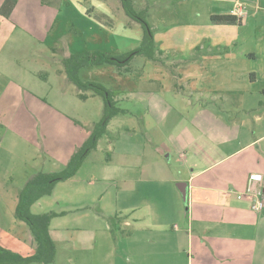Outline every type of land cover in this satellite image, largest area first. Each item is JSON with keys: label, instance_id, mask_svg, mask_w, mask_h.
I'll return each instance as SVG.
<instances>
[{"label": "crops", "instance_id": "crops-1", "mask_svg": "<svg viewBox=\"0 0 264 264\" xmlns=\"http://www.w3.org/2000/svg\"><path fill=\"white\" fill-rule=\"evenodd\" d=\"M105 1L115 12L122 7L118 0ZM19 2L0 0V23L46 43L52 16L36 20L32 0L17 16ZM132 2L152 27L157 59L140 56L117 70L122 76L112 66L111 75L119 78L104 86L119 91L127 120L112 139L111 162L93 165L88 174L80 170L32 206L33 214L59 215L49 229L57 249L54 264H264V209L257 213L249 197L238 198L253 179L264 194V0ZM239 2L247 11L242 23H212V16L231 15ZM88 15L97 18L100 29L114 30L117 20L125 33L143 30L127 14ZM133 47L134 42L121 41L113 50L122 55ZM58 73L69 85L65 67ZM88 94L83 101L69 86L58 97L64 112L80 114L91 129L104 102ZM23 102L37 106L22 94L17 72L3 77L0 115L19 114ZM137 114L142 124L135 122ZM15 121H0V245L30 256L37 244L16 209L21 190L41 169L30 155L32 144L11 131L16 125L27 139L32 126ZM111 123L119 124L118 118ZM138 130L143 138H134ZM87 138L69 140L62 151L65 162ZM53 163L47 173L61 170ZM97 183L125 189L117 187L115 194L108 187L93 188Z\"/></svg>", "mask_w": 264, "mask_h": 264}, {"label": "rangeland", "instance_id": "rangeland-1", "mask_svg": "<svg viewBox=\"0 0 264 264\" xmlns=\"http://www.w3.org/2000/svg\"><path fill=\"white\" fill-rule=\"evenodd\" d=\"M20 1L18 11L16 12L17 16L24 13L22 10L29 3L28 0ZM118 1L121 3L120 0ZM43 2L46 6L41 7L37 5V3H39L38 0H32L29 5L35 19L40 20V23L42 21L47 22V19L49 21L52 16L51 20H53L54 23L53 30L51 32L52 34L48 36L46 43L40 42L37 35L19 29L13 32L11 28L6 26L3 27L0 23V74H2L0 75V80L9 74L17 72L19 85L22 87V94L32 96L38 106L37 108L33 103L23 102L19 114L14 113L13 115L10 112L6 113V115H0V121L2 119L6 123V121L11 122L16 120L15 122L18 123V119H20L23 128H25L26 124L32 126V130L27 132V139L26 132L20 131L16 125L13 126L11 131L21 136L22 143L30 142L32 144L33 151L30 153L32 159L39 163L40 172L47 173L50 168H54L52 165L54 159H56L58 163L53 164H55L56 168L61 169L55 171H63L72 156L86 142L85 141L83 144L81 143L80 147L77 148L75 152H72L70 158L67 160L68 162H65L66 155L62 153V151H64L65 146L69 145V140L78 141L83 135L89 138L95 127L93 126L91 128L92 130L89 129L90 125L85 123L83 116L76 114L74 111L72 114H67L62 109L61 103L63 101L58 97V94L61 92H68L69 86H72L77 91V87L73 83L69 82V85L65 84L58 73L60 69L64 68L63 61L72 56V54L77 55L86 52L95 53L96 51L118 56L113 49L119 46L121 41H127L128 43L134 42L133 49L135 50L142 44L143 30L140 32L128 30V32L125 33L127 30L119 27V21L117 20L113 27L114 30L100 29L97 18L94 16L89 18L88 14H125L123 8H120V6L119 10L115 12L105 0H43ZM134 7L137 12L140 11L137 4H135ZM249 11H251V9H249ZM28 14L32 13L29 12ZM71 21L75 23V26L71 24ZM58 25L59 28L56 27ZM137 33L141 34L138 35ZM62 34L65 35L64 39L61 38ZM137 42H139V44H137ZM41 44L46 45L48 49L43 48ZM42 50L43 52H41ZM129 52H125L124 54ZM136 58H140V56ZM112 66L113 65L106 64L96 66L97 68H94V66L85 67L82 69L83 73H80V78L83 81H93L105 86L108 83L116 84V80L119 77L118 75H111V71L113 70ZM114 67V70L119 71V67ZM98 68L106 70L98 76L96 74ZM32 69L35 70V75H31L30 78L29 76L24 77L23 73L28 74V71ZM43 70L44 72H42ZM118 74L122 76L119 72ZM90 75L91 78H89ZM111 91L115 93L117 98L119 97L120 93L115 92H119L118 90L113 88ZM11 96L17 98L19 94H12ZM117 98H115L117 107L122 108L125 101L123 99L118 101ZM3 106L4 103H1L0 109H2ZM68 116L71 118H68ZM118 116L116 117L119 120V124L111 123L116 119V117H114L108 125L107 132L100 139L98 148L90 153L79 169V171H82V175L88 174L90 167L99 162H105L106 164L111 162L114 151L112 139L120 136L121 131L118 130V128L123 129V126H126L127 120L124 114H119ZM102 118L103 112L100 114L96 124L99 123ZM65 119H69L71 124L68 125L65 123ZM135 122L142 124L140 115L137 114L135 116ZM2 131V125L0 124V138L4 136ZM8 134L7 132V137ZM136 134L134 138H143V134L139 130ZM11 148L13 149V147ZM11 148L9 147L10 150H12ZM86 161L89 163H86ZM41 164H44L43 168L40 166ZM26 169H31V167L26 166ZM43 169H45L46 172L43 171ZM116 185L114 184L113 186V184L110 183L107 185L97 183L96 187L93 188H98L99 190V188L105 189L108 187L105 190L110 189V192H114L115 194H117L116 192L118 191L117 187L121 190L125 189L123 184ZM104 198L106 201L109 199V196L105 194Z\"/></svg>", "mask_w": 264, "mask_h": 264}, {"label": "trees", "instance_id": "trees-1", "mask_svg": "<svg viewBox=\"0 0 264 264\" xmlns=\"http://www.w3.org/2000/svg\"><path fill=\"white\" fill-rule=\"evenodd\" d=\"M10 1V0H9ZM125 14L139 23L143 29V41L137 49L118 56L95 52L72 55L63 61L65 72L70 82L77 87L78 97L86 101L90 95L99 96L104 102V113L102 120L97 123L91 136L84 145L72 156L66 168L61 172L43 173L39 172L32 176L19 194L16 209V217L28 225L37 244L33 255L22 256L10 251L0 245V264H53L56 259L57 249L50 236L51 221L59 215L55 212L33 214L32 206L43 197L51 196L56 185L60 182L73 178L90 153L98 148L102 136L107 132L109 123L125 110L117 107L114 92L104 85L92 81H83L80 71L85 67L113 65L119 68L130 66L131 62L139 56H145L150 60H156V43L151 25L145 14L137 12L132 0H120ZM8 1L6 2V6ZM15 4V3H13ZM13 8H10V12ZM211 21L217 25H235L242 23L233 15L212 16ZM127 68V69H128Z\"/></svg>", "mask_w": 264, "mask_h": 264}, {"label": "built area", "instance_id": "built-area-1", "mask_svg": "<svg viewBox=\"0 0 264 264\" xmlns=\"http://www.w3.org/2000/svg\"><path fill=\"white\" fill-rule=\"evenodd\" d=\"M247 14L246 8L242 3H237L235 8L232 10L233 16L241 20ZM253 179V178H252ZM254 179L251 180V186L249 187L246 193L238 194L239 199H244L245 197H249L252 200V209L253 211L260 213L264 209V194L262 190L255 186Z\"/></svg>", "mask_w": 264, "mask_h": 264}]
</instances>
